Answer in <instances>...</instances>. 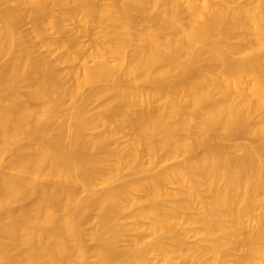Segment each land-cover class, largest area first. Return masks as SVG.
<instances>
[{
	"label": "bare ground",
	"instance_id": "bare-ground-1",
	"mask_svg": "<svg viewBox=\"0 0 264 264\" xmlns=\"http://www.w3.org/2000/svg\"><path fill=\"white\" fill-rule=\"evenodd\" d=\"M0 264H264V0H0Z\"/></svg>",
	"mask_w": 264,
	"mask_h": 264
},
{
	"label": "rangeland",
	"instance_id": "rangeland-1",
	"mask_svg": "<svg viewBox=\"0 0 264 264\" xmlns=\"http://www.w3.org/2000/svg\"><path fill=\"white\" fill-rule=\"evenodd\" d=\"M9 3L13 5V4L16 3V0H9ZM67 24H68L69 27H72V26L76 25V21H75V20H69ZM30 26H31V25H30L29 22H25V23L23 24V27H22V28H23L24 30H26V28H27V30H28V28H30ZM136 28H137V27H136ZM94 29H95V28H94ZM94 31H97V29H95ZM94 33H96V32H94ZM53 34H54V33H53ZM86 34H87V33H86ZM86 34H82L80 39H81V43L83 42V46H84V44H85V45H86L85 47L88 48L87 45L89 46V44H92V41H93L94 39L96 40V39H98V38H97V35H96V34H93V35H91L90 33H89L90 35H86ZM50 35H52V33H51ZM52 37H54V35H53ZM95 40H94V41H95ZM94 41H93V42H94ZM49 53H51V54L49 55L50 57H53L54 54H56V53L52 54V52H49ZM49 53H48V54H49ZM52 55H53V56H52ZM78 63L80 64V62H78ZM79 64H76V65H79ZM77 67H79V66H77ZM78 69H80V68H78ZM89 89H90L89 86H88V87H87V86L85 87V90H89ZM69 106H70V105H69ZM67 107H68V105H67ZM67 107H66V108H67ZM68 108H69V107H68ZM68 108H67V109H68ZM96 108H97V105H96L95 103H91V104H89V105H88V111H89V113H90V114H94V113L97 111ZM64 110H65V109H63V111H64ZM61 112H62V111H61ZM61 112H59V113H61ZM64 112H65V111H64ZM64 112H62V113H64ZM62 113H61V114H62ZM57 115H58V114H57ZM58 116L60 117V115H58ZM58 116L55 117L56 120L59 119ZM62 116H63V115H62ZM60 118H61V117H60ZM62 119H63V118H62ZM62 119H61V120H62ZM56 120H55V121H56ZM59 120H60V119H59ZM59 120H58V121H59ZM61 120H60V121H61ZM60 121H59V122H60ZM56 122H57V121H56ZM250 139H251V138H250ZM250 139H248V137L245 138V137L239 136V138H238V137L236 138V141L239 142V143H244V144H248V143L250 144V143H253L252 145H256V146L259 144V142H258L257 140H255V139H254V140H252V139L250 140ZM119 141H121V139H119ZM236 141H235V142H236ZM257 143H258V144H257ZM199 151H200V150H197L198 153H199ZM182 158L185 159L186 156H183V157H182V156H179V157H178V159H180V160H181ZM183 159H182V160H183ZM6 160H7V159H5V161H6ZM5 161H4V162H5ZM170 163H171V160H169V161H165V162H162L159 166H160V167H164V166H167V165L170 164ZM141 168H142V167H141ZM147 168H148L147 166L144 167V169H147ZM145 173H146V172H143V173H142V172H134V171H130L129 169H124V170L121 171L120 177H122L123 179H129V178L131 179V178H136V177H140V176H142V175H145ZM115 184H117V183H115ZM95 187H96V186H95ZM95 187H94V188H95ZM97 188H100V185H98ZM97 188H96V189H97ZM128 212H129V211H128ZM118 216H120V214H119ZM124 219H125V218H124ZM131 219H132V218H128V217H127L126 220H128V221L130 222ZM128 221H126V222H128ZM85 227H88V225L86 224ZM125 234H126V235L122 234V237L119 239V245H121V246H124V245L127 244V240H128V238H129V236H130V235H127L128 232L125 233ZM129 234H130V233H129ZM132 236H133V235H132ZM130 237H131V236H130ZM129 240H130V238H129ZM129 240H128V241H129ZM194 240H195L194 237H190L189 240H187V241L193 242Z\"/></svg>",
	"mask_w": 264,
	"mask_h": 264
}]
</instances>
